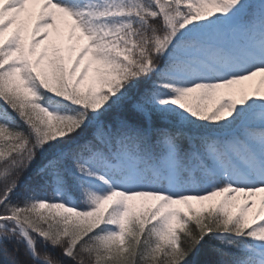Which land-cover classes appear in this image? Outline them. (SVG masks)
<instances>
[{"label": "snow or ice", "instance_id": "6c2138e0", "mask_svg": "<svg viewBox=\"0 0 264 264\" xmlns=\"http://www.w3.org/2000/svg\"><path fill=\"white\" fill-rule=\"evenodd\" d=\"M8 245L264 264V0H0Z\"/></svg>", "mask_w": 264, "mask_h": 264}, {"label": "trees", "instance_id": "16d2710c", "mask_svg": "<svg viewBox=\"0 0 264 264\" xmlns=\"http://www.w3.org/2000/svg\"><path fill=\"white\" fill-rule=\"evenodd\" d=\"M0 264H14V256L10 245L6 246V250L0 251Z\"/></svg>", "mask_w": 264, "mask_h": 264}]
</instances>
